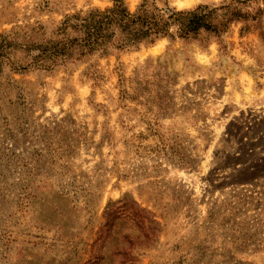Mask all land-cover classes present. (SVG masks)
<instances>
[{"label": "rangeland", "instance_id": "obj_1", "mask_svg": "<svg viewBox=\"0 0 264 264\" xmlns=\"http://www.w3.org/2000/svg\"><path fill=\"white\" fill-rule=\"evenodd\" d=\"M41 1L0 0V32L112 5ZM154 1L188 9L220 0ZM239 28L207 47L162 39L94 58L98 81L86 64L5 67L0 264H85L104 210L120 198L144 207L159 231L122 262L120 236L137 230L118 221L100 264H264V20L243 36ZM121 74L135 81H126L135 101L120 98Z\"/></svg>", "mask_w": 264, "mask_h": 264}, {"label": "trees", "instance_id": "obj_2", "mask_svg": "<svg viewBox=\"0 0 264 264\" xmlns=\"http://www.w3.org/2000/svg\"><path fill=\"white\" fill-rule=\"evenodd\" d=\"M262 2L264 0H220L215 4L200 3L193 8L176 9L168 3L157 5L154 0H141L130 10L125 0H112V5L105 8L65 13L57 22L35 19L0 32V74L5 67L13 72L52 73L86 64L84 74L98 81L102 74L94 58L151 46L162 39L169 43L196 42L207 47L213 40L220 42L236 24H240V36L248 34L264 20ZM43 3L48 7L47 0L37 4ZM145 71L147 68L143 67L137 77L141 74L143 78ZM127 80L135 82L120 75V98L135 101L137 96L129 93ZM135 90L141 89L136 87ZM103 216L104 222L92 244V258L85 264L102 262V249L120 220L130 222L137 230V234L120 236L125 245H117L115 254L122 262L135 247L141 249L143 245H140L151 241L159 231V223L152 215L130 198L112 202Z\"/></svg>", "mask_w": 264, "mask_h": 264}]
</instances>
